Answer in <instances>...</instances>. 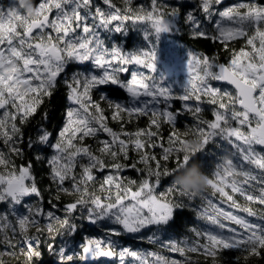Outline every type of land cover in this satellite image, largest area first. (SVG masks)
<instances>
[{
    "label": "snow or ice",
    "instance_id": "obj_1",
    "mask_svg": "<svg viewBox=\"0 0 264 264\" xmlns=\"http://www.w3.org/2000/svg\"><path fill=\"white\" fill-rule=\"evenodd\" d=\"M181 27L218 47L174 91L151 45ZM193 161L199 191L173 182ZM44 250L264 264V0H0V264Z\"/></svg>",
    "mask_w": 264,
    "mask_h": 264
},
{
    "label": "rangeland",
    "instance_id": "obj_2",
    "mask_svg": "<svg viewBox=\"0 0 264 264\" xmlns=\"http://www.w3.org/2000/svg\"><path fill=\"white\" fill-rule=\"evenodd\" d=\"M176 33V28L170 31H161L151 46L155 52V75L161 79L162 84L169 86L173 90L181 91L188 76L186 61L188 48L177 42ZM79 242L80 239L75 240V244H79ZM130 242L140 248L152 247L148 242L134 241V238ZM105 259L110 258H96L90 255L85 259H80V262L105 264Z\"/></svg>",
    "mask_w": 264,
    "mask_h": 264
},
{
    "label": "trees",
    "instance_id": "obj_3",
    "mask_svg": "<svg viewBox=\"0 0 264 264\" xmlns=\"http://www.w3.org/2000/svg\"><path fill=\"white\" fill-rule=\"evenodd\" d=\"M186 2H190V0H186ZM234 2V0H223V4L227 5L229 3ZM176 39L177 42H179L180 44H182L184 47L188 48L191 47H197V48H206L209 52H212L215 50L216 45H212L210 44V42L205 41V40H191L188 36H187V32L185 29H183L182 27L177 30L176 33ZM174 91H178L177 89H175ZM175 104L177 107H179V101H175ZM60 117V111L57 109L56 111L51 112V119L52 122L55 123ZM141 123H143V121H141ZM203 159H205V161L209 164H212L214 162H212V155L210 153H204L203 154ZM196 162V161H194ZM197 163V162H196ZM125 175H132L135 176L134 172H126ZM241 203H244L243 199L241 198ZM197 203H199V201H197ZM258 207V205H257ZM184 216L186 218H188L189 220L194 219L193 214L190 212H185ZM87 231H93V229L91 228H87ZM82 235V234H81ZM76 239H80L79 236H77ZM145 243V242H143ZM151 245V244H149ZM153 247V245H151ZM55 260V257L48 252L47 250H44V254L40 257V261L38 262V264H40V262H42V264H53V261ZM79 260V261H78ZM73 264H86V263H81L80 262V258H74L73 260Z\"/></svg>",
    "mask_w": 264,
    "mask_h": 264
},
{
    "label": "clouds",
    "instance_id": "obj_4",
    "mask_svg": "<svg viewBox=\"0 0 264 264\" xmlns=\"http://www.w3.org/2000/svg\"><path fill=\"white\" fill-rule=\"evenodd\" d=\"M191 142L195 143L196 138L193 137ZM173 182L184 190L199 191L206 187V174L200 165L193 161L174 175Z\"/></svg>",
    "mask_w": 264,
    "mask_h": 264
},
{
    "label": "water",
    "instance_id": "obj_5",
    "mask_svg": "<svg viewBox=\"0 0 264 264\" xmlns=\"http://www.w3.org/2000/svg\"><path fill=\"white\" fill-rule=\"evenodd\" d=\"M89 256H90V255H89ZM87 257H88V256H87ZM87 257H85V258H87ZM85 258H84V259H85Z\"/></svg>",
    "mask_w": 264,
    "mask_h": 264
}]
</instances>
